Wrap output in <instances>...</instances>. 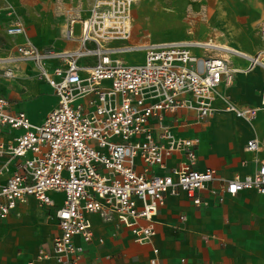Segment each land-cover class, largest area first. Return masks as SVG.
<instances>
[{
	"label": "built area",
	"instance_id": "built-area-1",
	"mask_svg": "<svg viewBox=\"0 0 264 264\" xmlns=\"http://www.w3.org/2000/svg\"><path fill=\"white\" fill-rule=\"evenodd\" d=\"M139 1L93 0L74 50L38 47L20 20L6 27L10 35L25 36L15 59L31 61L57 97V105L35 123L25 111L11 110L0 94V135L19 131L13 142H0V218L19 216L33 197L56 219L59 233L50 248L39 249V260L80 264L84 246L77 239L93 240L92 215L147 244L169 196L185 195L200 207L210 204L204 191L219 203L244 190L264 195V158L256 157L253 172L232 178L211 167L199 169V139L176 136L167 120L186 109L199 119L223 111L252 123L264 110V85L258 106H239L224 88L236 73L264 67V49L252 56L234 54L248 61L236 67L225 54H209L210 48L193 40L131 44L132 9ZM259 32L264 42V21ZM65 36L74 38L72 26ZM131 53H142L143 59L124 58ZM88 57L95 63L81 62ZM246 150L258 152L259 139L248 140ZM175 153L185 158L170 166ZM55 193L63 195L61 201ZM153 253L150 263L162 264L159 249Z\"/></svg>",
	"mask_w": 264,
	"mask_h": 264
},
{
	"label": "crops",
	"instance_id": "crops-1",
	"mask_svg": "<svg viewBox=\"0 0 264 264\" xmlns=\"http://www.w3.org/2000/svg\"><path fill=\"white\" fill-rule=\"evenodd\" d=\"M92 3L93 0L86 16L71 19L68 26L60 33L42 35L37 29L38 26L26 23L12 4H9L7 0H0V31H4L15 40L14 54L9 57L13 61H7L4 64L30 62L35 70L34 75L37 77L34 81L35 85L31 89L27 87L22 94H19L20 96L15 95L9 98L4 95L10 102L11 110L25 111L33 122L39 123L57 105V97L51 86L39 78L31 61L15 59L16 47L25 41V36L8 34L6 27L9 23L20 20L26 27L28 36L40 48H53L57 51L74 50L80 46L77 38L81 34L72 39L67 38L65 34L76 22L81 23V20L89 17ZM133 10L134 6L132 14ZM72 20H75L73 24H71ZM261 21L264 19H259L257 24L259 25ZM258 25V36L263 45V48L259 50L261 51L264 49V42ZM132 37L130 42L135 45L155 42L151 40L150 33L136 39ZM194 51L198 54L204 52L199 48H195ZM135 54L137 55L133 56ZM227 57L230 58L233 66L241 67L236 60L238 56ZM124 58L129 61L142 60L143 54H126ZM244 60L248 64V61ZM81 62L92 65L95 59L88 57ZM25 81H27L26 78ZM263 85L264 67L258 66L246 78L236 73L233 84L225 87L224 92L239 106H258L262 99ZM220 114H231L238 120L223 119ZM167 120L173 125L176 136L199 139L196 147L198 156L196 166L199 169L211 167L220 177L232 178L235 175L253 172L257 168L256 157L264 158V110L252 123L236 117L233 113L223 111H218L208 118L199 119L193 111L186 109H179L167 115ZM153 130L156 135L159 134L157 125ZM234 130L241 132L239 145L232 140ZM18 133V130L6 129L0 135V142H13ZM252 138H258L260 141V150L256 153L246 150L247 142ZM184 158L182 153H175L168 159V164L175 165ZM216 185L218 183L213 186L216 187ZM201 196L209 201V206L198 207L185 195L169 196L166 205L158 213L156 235L147 244L136 242L128 229H117L113 225L102 222L97 215H92L93 240L90 243H84L77 239L84 246L80 264H116L118 261H115L114 257L119 254H122L121 258H127L130 261L136 259L137 262L151 264L154 248L159 249V259L162 264H264V214H262L264 195L254 190H244L236 196H226L222 203H219L209 191L202 192ZM33 206L37 209L40 207L38 201L31 197L25 205L20 207L19 216L0 218V264H29L30 262L54 264L52 258L39 260L37 255L42 246L51 247L53 238L59 233L57 221L49 217L47 210L43 209L42 211L47 213L49 225L47 224L38 232L32 220L24 218L31 212ZM182 215L186 216L185 221L181 220ZM16 231H24L28 234L21 239L13 235ZM48 236H50L49 239Z\"/></svg>",
	"mask_w": 264,
	"mask_h": 264
},
{
	"label": "rangeland",
	"instance_id": "rangeland-1",
	"mask_svg": "<svg viewBox=\"0 0 264 264\" xmlns=\"http://www.w3.org/2000/svg\"><path fill=\"white\" fill-rule=\"evenodd\" d=\"M7 2L13 5L26 23L31 26L37 25L38 31L43 35L58 34L68 26L71 19L86 16L91 0H7ZM133 14V39L143 34L146 36L148 33L155 42L213 39L217 42H227L253 55L263 48L258 36L257 21L264 19V0H143L134 5ZM81 32L82 24L76 22L73 26L74 36L78 37ZM14 45L15 40L4 31H0V62L1 57L13 56ZM207 53L225 54L219 49H209ZM236 60L241 67L247 64L241 57H236ZM253 70L237 74L246 78ZM7 72L17 76L6 75ZM34 73L35 70L30 62L0 63V93L9 98L20 96L19 94H22L27 87L31 89L35 85L34 81L37 77ZM220 117L238 120L231 114H220ZM240 138L241 132L234 130L232 140L236 145H239ZM62 197L61 193L54 194V198L58 201H61ZM43 209L33 206L31 212L24 217L32 220L38 232L49 225L47 213L42 211ZM262 214H264V204H262ZM27 234L24 231L13 233L21 239ZM121 255L114 257L115 261H118L116 264H145V262H137L136 259L130 261L121 258Z\"/></svg>",
	"mask_w": 264,
	"mask_h": 264
},
{
	"label": "bare ground",
	"instance_id": "bare-ground-1",
	"mask_svg": "<svg viewBox=\"0 0 264 264\" xmlns=\"http://www.w3.org/2000/svg\"><path fill=\"white\" fill-rule=\"evenodd\" d=\"M168 10V9H167ZM168 13V12H167ZM154 16V15H153ZM196 41V40H195ZM198 43L203 44L205 47L210 48V49H219L222 50L223 52H225V55H228L229 57L234 56V54H237L239 56H243V55H247V56H252L253 54H251L248 51H245L243 49H240L237 46L231 45L227 42H217L214 41L213 39H209L207 41H196ZM1 62L2 64L6 63L7 61H11L12 58H1ZM13 61V60H12ZM6 75H10L9 73H6ZM12 76H15L14 74H12ZM225 122V121H224ZM232 124V123H231ZM229 126V124H228ZM221 129V128H219ZM228 132V131H227ZM231 139V138H230ZM228 141V140H226ZM236 146V145H235ZM234 154V153H233ZM235 155V154H234Z\"/></svg>",
	"mask_w": 264,
	"mask_h": 264
}]
</instances>
